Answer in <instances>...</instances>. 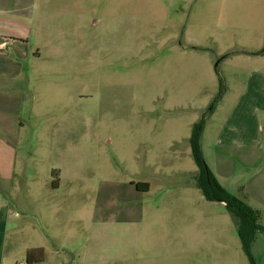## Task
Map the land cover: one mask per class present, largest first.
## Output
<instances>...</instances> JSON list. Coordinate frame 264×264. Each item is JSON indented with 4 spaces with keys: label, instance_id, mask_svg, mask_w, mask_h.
<instances>
[{
    "label": "rangeland",
    "instance_id": "1",
    "mask_svg": "<svg viewBox=\"0 0 264 264\" xmlns=\"http://www.w3.org/2000/svg\"><path fill=\"white\" fill-rule=\"evenodd\" d=\"M35 6L40 26L19 35L27 56L10 62L21 74L1 82L5 264H28L34 249L39 264H251L225 204L197 186L190 136L215 104L218 74L232 83L247 66L233 56L264 49V0ZM209 118L204 162L259 212L251 256L264 264V159L223 160Z\"/></svg>",
    "mask_w": 264,
    "mask_h": 264
},
{
    "label": "crops",
    "instance_id": "2",
    "mask_svg": "<svg viewBox=\"0 0 264 264\" xmlns=\"http://www.w3.org/2000/svg\"><path fill=\"white\" fill-rule=\"evenodd\" d=\"M38 1L0 0V91L5 88L1 82L12 81L21 74L20 69L10 74L19 64L10 62L12 54L20 57L19 60L25 56L22 46L26 38L19 36L23 33L21 30L24 29V34H33L41 24L35 6ZM233 58L247 66L230 73L233 82L226 81V93L209 116L208 121L219 123L214 124L217 129L212 146L223 160L253 164L264 159V49H244ZM197 172L198 168L195 177ZM11 216L10 205L0 191V264L6 261Z\"/></svg>",
    "mask_w": 264,
    "mask_h": 264
},
{
    "label": "trees",
    "instance_id": "3",
    "mask_svg": "<svg viewBox=\"0 0 264 264\" xmlns=\"http://www.w3.org/2000/svg\"><path fill=\"white\" fill-rule=\"evenodd\" d=\"M226 57V56H225ZM219 77V92L215 99V104L212 108L205 113L201 121L195 123L192 126V132L190 136V145L192 150V156L195 164L198 168L196 175V183L201 190L204 198L211 202L224 203L226 210L231 215L235 222L238 236L240 238L243 250L250 257L251 264L254 263V259L251 256V246L255 239V236L263 231L262 226L259 224V212L253 209L244 201L231 195L226 189H224L214 174L210 171L206 163L204 162L201 151V139L205 129V121L212 115L217 104L223 98L226 93L227 87L223 78ZM207 114V115H206ZM146 188L149 187L145 184ZM54 188H58V178L54 180ZM139 189V187H138ZM44 261V250L34 249L27 252L28 264H39Z\"/></svg>",
    "mask_w": 264,
    "mask_h": 264
}]
</instances>
